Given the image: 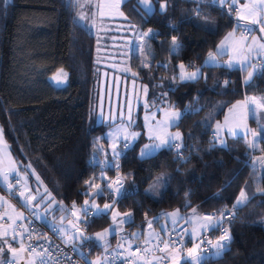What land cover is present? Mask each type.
Segmentation results:
<instances>
[{"label":"trees","instance_id":"obj_1","mask_svg":"<svg viewBox=\"0 0 264 264\" xmlns=\"http://www.w3.org/2000/svg\"><path fill=\"white\" fill-rule=\"evenodd\" d=\"M150 1L151 12L137 0L121 4L124 20L159 33L143 46L148 66H140L138 56L132 55L130 67L147 86L153 107L181 112L174 128L180 131L183 146L179 159L174 148L165 147L146 158L137 156L138 144L123 150L115 167L103 169L107 175H120V188L126 193L116 196L113 208L131 213L123 230L140 235L157 226L167 212L217 214L231 208L233 218L222 223L232 237L230 251L216 258L206 254L201 264H264V164L258 169L252 161L264 153V139L258 137V147L251 137H226L224 146L212 139L213 125L235 101L264 97V65H257L247 84V70L204 65L223 36L242 23L225 5L212 0ZM74 18L66 0L0 3V130L31 193L44 190L42 198L49 195L63 207L69 203L80 207L89 195L85 181L99 167L92 154L105 145L108 128L96 123L93 110L98 79L93 36ZM172 37L180 45L176 52L171 51ZM180 65L203 75L178 81ZM61 68L68 73L67 82L54 87L49 78ZM248 125L257 135L264 127L251 117ZM154 181L160 185L158 196L145 191ZM242 190L248 199L234 208ZM5 192L0 186V195ZM18 198L9 200L21 208ZM40 199L35 197L33 204ZM58 210L52 209L53 221ZM110 214L111 210L89 219L85 237L91 239L77 240L90 258L103 252L95 236L109 226ZM218 232L215 227L209 234ZM116 237H108L105 250ZM202 244L197 246L203 252Z\"/></svg>","mask_w":264,"mask_h":264},{"label":"rangeland","instance_id":"obj_2","mask_svg":"<svg viewBox=\"0 0 264 264\" xmlns=\"http://www.w3.org/2000/svg\"><path fill=\"white\" fill-rule=\"evenodd\" d=\"M66 1L69 2V0ZM124 1L125 0H72L71 4L75 14V23L84 27L93 36L94 40V63L98 72V79L93 110L96 123L104 124L108 126V128L104 134L106 141L105 145H99V152L93 153L92 158L95 161L105 158V164L107 166H110L109 162L113 159V148L115 147L116 149L121 150L122 153L123 150H125L123 144L126 140L131 146L138 144L137 156L140 158V150L145 144L160 143V139H164L167 136H175L176 133L180 134V139H177L175 143L181 144L182 139L180 131L174 128L180 118L176 120L174 125L171 124L172 114L181 112L177 109L161 105H155V107H153L147 98V86L135 77V72L132 71L130 67V58L132 55L138 56L140 66H148V60L143 52V46H145L148 38L145 37L142 39L141 34L148 32L149 30H142L124 20L125 17L121 10V4ZM141 2L152 6L150 0H141ZM217 4L225 5L228 9H231L235 17L242 21L244 27L247 26L245 28L248 30L250 29L249 31L252 32L255 39L264 36V10H262L264 6L260 5V0H227L225 3ZM253 5H257L258 7L255 12L250 15L249 13L252 10ZM143 9L149 12L147 8ZM255 27L258 30L255 29ZM245 35H249V33L245 32ZM259 35H261V37ZM261 44L264 45L263 39H261ZM257 56L259 63L257 65H264V48L258 50ZM256 63L257 61L250 64L252 65V67H250L252 71L256 69ZM195 71L197 70H186V72L183 73L191 74ZM252 71H248L245 81L248 79L249 73H252ZM57 73L49 78V82L54 87L57 86L55 81L52 80V77ZM180 74L181 72H178L177 74L178 81H181L179 79ZM65 84L66 83L59 87H62ZM243 100H245L247 111H245ZM262 100H264V97L256 96L245 97L242 100L235 101L225 111L221 120L213 125L212 139L215 144L217 143V145L222 146L221 141L224 142L226 137H251V140L254 141V136L252 134L254 129L253 127H249L248 117H251L254 124L260 126L264 125V108L259 106V102ZM162 101H164V99H162ZM252 101H255L256 104L253 105L251 103ZM253 109L255 112L254 115ZM256 131L259 130L257 129ZM237 132L241 133V135H237ZM134 134H139L136 136L135 140H133ZM150 136L152 139H150ZM155 137H160V139H156ZM258 137L264 139V136L259 133L255 138V143L252 142L254 147H258ZM2 139L3 136L0 130V143L2 142ZM161 149L163 148L158 149L154 154ZM252 161L253 167L256 166L258 169L261 168L264 164V153L259 157H253ZM16 168L18 173L17 176L22 181L20 189L23 196L20 195L19 199L20 203L24 206L25 211H27L28 214H31L36 220H49L53 222L52 215L54 214L52 209H55V207L59 208L61 210H58L56 214L60 215L56 218L55 224L59 226L61 230L69 231L73 229L76 226L75 221L66 219V217L67 214L77 206L73 203H69L67 206L63 207L53 201L49 195H44L43 199H40L38 203L33 204L34 198L42 197V192H44V190H36V195H33L30 191V184L28 183L25 174L23 175L19 172L20 170L17 165ZM103 169L106 168L96 167L95 170L91 171L85 181L86 191L89 195L84 198L83 204L80 206V208L89 206L97 210L103 209L104 205L108 204L110 205V208L107 211L111 210V223L104 231L100 232V234H102L101 237H97V235L95 236L99 245L103 246V252L101 255L91 258V264H98L100 261L104 260L103 255L106 251L105 247L108 245V237L110 235L125 236L131 242L140 237L143 240H148L151 235L160 234L158 232L160 229L157 228V226L162 227L165 225L164 221H167L169 225H172L171 217L173 215H166L164 221L161 220L158 225L153 226V228H146L142 235L137 231L132 233L128 231L124 232L123 229L124 224L126 223L125 221L127 220V215L116 212L115 208H113L117 196L115 190L117 187L121 186L122 178L116 172L112 175H107L106 171ZM105 179H108V181H105ZM116 181H119L120 183L115 184ZM109 184L112 185L111 191L108 189ZM101 190H103V194L98 195L97 193ZM159 190V183L154 181L145 191L154 196H158ZM8 200L9 199H0V209H2L1 213L3 218L10 217L12 219L10 223L7 224H2L0 219V264L5 260L15 261L16 264H31L33 258L27 254V243L17 232H15V229L12 230L15 221L23 219L22 210L19 208L16 209L17 206ZM13 205L16 207L14 210H12ZM193 215L187 219L189 222L186 228H184V232L189 235L192 241L195 240V230L199 229L205 221L203 216L200 217ZM200 215H206V213ZM196 217H200V223L192 224V219ZM228 220L231 219H219V226H217L219 237L224 232L222 223ZM197 221H194L193 223ZM183 223H185V221H183ZM20 225L25 226V223L21 222ZM210 230L211 229L207 230L206 234L208 240L206 242H209V238H211V244H215L217 240L213 241V235H209ZM191 250V254L189 253V256H186L180 261L174 259L183 253L182 250L168 249L165 247L161 255L164 257V260L172 262L171 264H194L191 260H197V257H200V254L203 252L200 247L195 245L192 246ZM197 251L199 252L196 256L190 258V256ZM212 251H214V249ZM207 256L216 258L211 252H209ZM19 260L21 261L18 262ZM135 262H140V264H150L142 257L136 258Z\"/></svg>","mask_w":264,"mask_h":264},{"label":"built area","instance_id":"obj_3","mask_svg":"<svg viewBox=\"0 0 264 264\" xmlns=\"http://www.w3.org/2000/svg\"><path fill=\"white\" fill-rule=\"evenodd\" d=\"M99 167L106 168L105 158L94 160ZM108 181V179H107ZM116 181L115 184H119ZM20 180L18 178L8 179L5 182L6 192L3 194L6 198L18 197L21 194ZM74 204V203H73ZM87 208L88 212L85 214L84 209ZM85 208L75 207L71 210L66 219L75 221L76 226L69 230H61L59 226L55 224V221L49 220H36L31 214L26 211L24 214L25 226L17 225L15 232L27 243V254L32 256L33 261L31 264H91L90 257L77 242L80 237H85L88 227V220L93 218L96 210L89 206ZM223 213V215H222ZM210 221L209 229L215 228L213 225L217 224L219 219H232L234 216L233 210H228L215 213H206L204 215ZM219 226V225H218ZM184 225L177 226L174 230L167 231L157 238H151L148 240H134L131 242L125 236H117L115 243L109 249H107L103 255L104 260L98 264H140L136 263V258L142 257L150 264L154 262H162V253L164 248L182 250L183 253L174 260H183L186 256H189V250L197 242H202L203 257L210 252L212 242L207 236V230H205L198 238L196 242L187 244L183 237ZM210 235V234H209ZM75 237V238H74ZM213 241L219 239L218 236H213ZM203 240V241H201ZM173 260V261H174ZM196 264L195 260H191ZM170 261H165L164 264H171ZM3 264H11L8 260H5Z\"/></svg>","mask_w":264,"mask_h":264},{"label":"crops","instance_id":"obj_4","mask_svg":"<svg viewBox=\"0 0 264 264\" xmlns=\"http://www.w3.org/2000/svg\"><path fill=\"white\" fill-rule=\"evenodd\" d=\"M152 10H153V5H152ZM264 14V13H263ZM242 22V21H241ZM255 29H257L255 27ZM258 30V29H257ZM245 32H248L249 35H245ZM261 37V35H259ZM261 39L264 40V36L262 38H258L255 39L252 35V32H250L248 29H246L243 25V23H241V25H237L234 26L229 32H227L223 38L219 41V43L216 45L214 51L212 52L213 56L215 57V60L213 62H209V54L206 56L205 60H204V65L205 66H209V67H236L239 70H247V74L248 71H252V69L250 67H248V65H250L251 63H254L255 61H257L256 65L259 64L258 63V50L261 49ZM231 63V66H229ZM251 69V70H250ZM179 72H186V70L183 68H180ZM254 72V70L252 71V73ZM244 101V105H245V111H247L246 108V104H245V100ZM217 144V143H216ZM17 168L16 165L10 155V152L7 148V145L5 143V141L2 139V142L0 143V186L4 187L5 186V180L4 177H11V176H17ZM22 182V181H21ZM22 185V183H21ZM2 196V195H1ZM0 199H6L5 197H1ZM10 201V200H8ZM19 204L21 205V209L22 210V218L24 219V214H25V208L24 206L20 203V199L18 198ZM11 202V201H10ZM15 205H13L12 210H14ZM18 209V207L16 208ZM2 209H0V219H1V223L2 224H7L10 223V221L12 220L10 217L8 218H3L2 213H1ZM167 214H174L171 217V224L169 225L167 223V221H164V219H166V215ZM197 215L200 217H204L205 221L202 224V226L199 229H196V233L194 234L195 236V240L196 238H198V236H200L205 230L209 229V221L208 219L204 216V215H200L198 213H191L188 215H183L181 214L178 210H174L171 212H167L163 215V221L165 222V225H163L162 227L157 226V228H159L160 230H158V232L160 233L159 235H151V238H157L159 236H161L163 233H166L167 231H171L174 230L177 226L184 224L185 228L188 224L189 221H187V219L191 216V215ZM193 215V216H194ZM192 217V216H191ZM200 217H196L193 218L192 221H197L195 223L191 222L192 224H197L200 223ZM19 221H15V223L13 224V228L12 230L16 229L17 225L21 222H23L22 220ZM162 221V222H163ZM183 221H185V223H183ZM150 228V227H149ZM148 228V229H149ZM183 237L185 242L187 243H192V242H196L195 240L192 241L191 238L189 237V235L187 233H183ZM198 244H201V242H197L195 244V246H197ZM212 245V244H211ZM199 251L195 252V254H193L192 256H190V258H193L194 256H196V254ZM201 256V254H200ZM162 258V262H154V263H164L166 260H164V257L161 256ZM11 264H16L15 261H10L8 260ZM21 260H19L18 262H20ZM197 261V260H195ZM140 263V262H139ZM153 263V264H154ZM3 264V262H2Z\"/></svg>","mask_w":264,"mask_h":264},{"label":"snow or ice","instance_id":"obj_5","mask_svg":"<svg viewBox=\"0 0 264 264\" xmlns=\"http://www.w3.org/2000/svg\"><path fill=\"white\" fill-rule=\"evenodd\" d=\"M227 2V0H212V3H225ZM0 3H3V4H7L8 3V0H0ZM72 4V0H69V6H71ZM137 4L138 6L142 7V8H147V10L149 12L152 11V6L151 5H147V4H143L141 2V0H137ZM260 5L261 6H264V0H260ZM164 5L162 4L161 5V10L163 11L164 10ZM258 6L257 5H253L252 6V10L250 11V15L253 14L256 10ZM262 10H264V8H262ZM82 18V17H81ZM74 22H75V18H74ZM247 27V26H245ZM250 30V29H249ZM159 35V33H155L153 32L151 29L148 31V32H144L141 34V38H149V39H152V38H155V36ZM180 45L177 43V40H176V37H172V44H171V51L172 52H176L178 49H179ZM261 48H264V45H261L260 46ZM215 60V57L213 56L212 53H209V62H213ZM231 66V63L230 65ZM183 65H180V68L183 69ZM248 67H252V65H248ZM256 69H254V72L253 73H249V76H248V79L245 81V83H249L251 81V78L252 76L254 75ZM203 73L197 69V71L191 73V74H185L183 72H181L180 76H179V79L181 81H190V80H198L202 77ZM67 77H68V73L63 69H59L58 73L52 77V80L55 81V84L57 87L63 85L64 83H66L67 81ZM229 82L228 81H225V85H227ZM146 91V89H145ZM253 105L256 104L255 101H252L251 102ZM259 106L261 108H264V100L260 101L259 102ZM255 114L254 112V109H253V115ZM181 113H174L172 114V117H171V124H175L176 120H178L180 117H181ZM237 135H241V133L237 132L236 133ZM260 134L262 136H264V127L261 128V132ZM139 134H134L133 135V140H135L136 136H138ZM256 133H253V136H254V141L253 143H255V138H256ZM156 139H160V137H155ZM150 139H152V137L150 136ZM177 139H180V134L179 133H176L175 136H167L166 138L164 139H160V143H151V144H145L143 148H141L140 150V158H145V157H150L152 156L158 149L160 148H164V147H167L169 149H172V148H175L177 149V159H179L181 157V153L179 151V149L183 146L181 144H177L175 143V141ZM221 145L224 146V142L221 141ZM130 143L127 142V140L125 141V143L123 144V148L124 149H128L130 147ZM215 146V145H213ZM121 155V150H118L116 149L115 147L113 148V159L112 161L109 162V165L112 166V167H115V160L119 158V156ZM4 179H8V177H4ZM108 189L109 191H111L112 189V185L109 184L108 185ZM116 195L118 198L120 197H123L126 193L123 192L121 190L120 187H117L116 188ZM98 195H102L103 194V190H101L100 192L97 193ZM21 196H23V193L20 194ZM41 199H43L41 197ZM248 197L247 195L245 194V192L242 190L240 192V196L239 198L237 199L236 201V204L233 205L234 208L238 207L239 205L245 203L247 201ZM110 208V205L108 204H105L104 205V208L103 209H97L96 210V213H94V215H103L107 212V210ZM85 211V214H87L88 212V209L85 208L84 209ZM169 216L171 215H174V214H167ZM223 215V213H222ZM208 219H211V218H208ZM131 220V213H128L127 214V220L125 222H129ZM151 221L149 222V226H151ZM219 225V221H217V224L216 225H213V227L215 226H218ZM111 231V230H109ZM102 234H97V237H101ZM75 238V237H74ZM82 239L84 240H88V239H91V238H88V237H82ZM232 242V237L230 235V233L228 232V230H224V232L221 234V236L219 237V239L216 241L215 244H212L211 245V249H210V252L212 255L216 256V257H221L223 253L227 252V251H230V244ZM211 244V242H209ZM214 249V251H212ZM190 254L192 252V250H189ZM202 256L203 254H201L200 257H197V261H196V264H201V261H202ZM90 264V262H89Z\"/></svg>","mask_w":264,"mask_h":264}]
</instances>
